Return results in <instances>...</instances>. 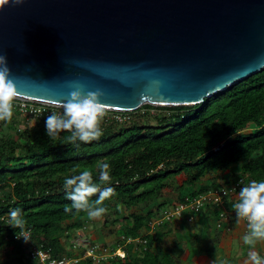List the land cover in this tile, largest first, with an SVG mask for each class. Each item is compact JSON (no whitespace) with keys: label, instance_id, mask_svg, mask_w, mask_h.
I'll use <instances>...</instances> for the list:
<instances>
[{"label":"trees","instance_id":"trees-1","mask_svg":"<svg viewBox=\"0 0 264 264\" xmlns=\"http://www.w3.org/2000/svg\"><path fill=\"white\" fill-rule=\"evenodd\" d=\"M13 113L10 122L0 121V264H17L12 252L20 260L35 263L34 248L48 251L52 258L72 255L70 240L78 229L86 228L88 217L75 210L65 213V205L71 202L66 199L64 179L86 169L96 178L98 165L105 162L110 164L112 178L108 186L116 195L104 204L103 226L119 220L122 239L112 243L111 249L120 245L126 255L98 264H178L170 252L159 256L152 250L177 218H164L148 233L151 219H158L165 205L173 207L185 196L238 179L241 186L264 179V67L199 104H143L134 111H107L101 123L103 135L90 143H66V133L51 141L45 129L47 116L40 115L28 125L18 110ZM178 175L184 178L174 189L171 181ZM182 188L190 190L184 193ZM236 199L224 197L223 207L204 206L194 214L204 215L207 207L213 217L214 235L208 238L212 247L218 246L223 232L237 225L231 210ZM15 208L27 221L32 241L17 239L18 229L7 226L8 213ZM222 212L228 230L216 226ZM136 214L144 234L132 221ZM137 237L144 243L136 242ZM24 244L27 248L20 249ZM77 264L97 263L82 257Z\"/></svg>","mask_w":264,"mask_h":264},{"label":"water","instance_id":"water-1","mask_svg":"<svg viewBox=\"0 0 264 264\" xmlns=\"http://www.w3.org/2000/svg\"><path fill=\"white\" fill-rule=\"evenodd\" d=\"M19 98L195 105L264 67V0H24L0 9Z\"/></svg>","mask_w":264,"mask_h":264},{"label":"clouds","instance_id":"clouds-1","mask_svg":"<svg viewBox=\"0 0 264 264\" xmlns=\"http://www.w3.org/2000/svg\"><path fill=\"white\" fill-rule=\"evenodd\" d=\"M23 2L24 0H0V9L10 3L19 5ZM19 95L7 58L0 54V121H11L14 101ZM102 95L99 90L85 93L81 85H73V90L68 93L66 101L59 105L62 112L52 111L45 120L49 140L56 141L61 133L67 134L64 139L70 144L77 141L90 143L99 140L103 135L101 123L108 111V106L101 102ZM111 179L110 164L107 162L98 165L96 178L93 172L87 169L65 177L63 187L66 199L71 202L70 205H65V213H71L73 210L84 212L89 219L105 214L107 212L105 202L116 195L115 189L108 186ZM224 195L227 196L228 192L225 191ZM231 210L235 213L237 222L243 220L246 224L247 230L242 236L244 245L254 249L257 243L264 241V179H253L243 184L238 191L237 199L231 203ZM26 224L27 221L19 208L8 213L7 226L18 229L15 236L17 239H23L25 243L32 241ZM116 248H120L124 253L122 257L116 256L124 259L125 250L120 245L114 249ZM248 259L250 264H264V255L256 251H251Z\"/></svg>","mask_w":264,"mask_h":264},{"label":"rangeland","instance_id":"rangeland-1","mask_svg":"<svg viewBox=\"0 0 264 264\" xmlns=\"http://www.w3.org/2000/svg\"><path fill=\"white\" fill-rule=\"evenodd\" d=\"M183 175L176 176L171 184L174 189L181 184L183 180ZM179 188V187H178ZM189 191V188L183 189ZM171 209V205H165L161 211H159V218L151 219L150 221V229L148 233H153L157 223L160 222V216L163 214V211H167ZM206 213L204 215L200 214L194 217L192 220H186L184 218L174 219L169 223L168 227L170 231L165 234L161 238V240L154 244L152 250L157 255H161L162 251L170 252L178 261V264H250L248 259L249 253L251 251L262 250V255H264V241H261L256 244L254 249H250L247 246H244V249L241 247V243H243L242 236L246 232V224L243 220L239 221L237 227H233V229H229L228 232H223L221 236V240L218 243L217 247H212L208 238L213 236L212 229L214 227L213 223L210 221L213 217L210 215L207 207L204 208ZM115 219V216L111 217ZM104 217L103 215L98 218L89 219L84 221L86 228H80L76 231V233H82L86 237L96 240L97 243L107 246L111 248V244L114 243L117 239H122L120 236L119 230L122 229L119 220L115 221L114 224H109L107 226H103ZM134 225L138 227L141 234L146 232L141 220H139L138 215H134L133 220ZM109 227H111L109 229ZM161 231L165 230V227L159 226ZM211 231L209 233V231ZM109 231V232H108ZM206 232L208 233L206 236ZM199 242L198 246H192L193 243L191 240ZM27 245L24 244L20 247V249H25ZM11 256L16 258L15 263L19 264H35L33 261H28L26 259L20 260L19 257H16L12 252ZM106 261V259L104 260Z\"/></svg>","mask_w":264,"mask_h":264},{"label":"built area","instance_id":"built-area-1","mask_svg":"<svg viewBox=\"0 0 264 264\" xmlns=\"http://www.w3.org/2000/svg\"><path fill=\"white\" fill-rule=\"evenodd\" d=\"M14 109L20 112V115L28 125L40 115L48 116L52 111L62 112V108L59 105H53L19 97L14 101ZM108 111L123 112L117 110ZM114 116L118 119L121 118V115L119 114H115ZM240 182L241 179H238L235 183L227 184L217 189H211L197 193L195 195L185 196L177 205L171 207V209L167 211L164 210L159 220L161 221L164 218L170 217L192 220L194 218V214L199 212V210H201L204 206L216 204L223 207L224 197L231 198L237 196L241 187ZM225 191L228 192L227 196L224 195ZM224 212L226 213L227 210ZM225 213H220L222 220L219 221L216 226L220 229L225 228L228 230L229 227L226 224L227 216ZM129 240V238L126 239V241ZM135 241L144 243V239L139 237L135 238ZM70 243L73 247L72 255H63L59 258H52L48 251L34 248L31 256L34 259L35 264H77L78 260L82 257H91L93 262L98 264L108 257H112L113 255L122 257L124 254L123 250L121 251L120 248L112 250L111 248L99 244L93 239H90L78 232L70 240Z\"/></svg>","mask_w":264,"mask_h":264},{"label":"crops","instance_id":"crops-1","mask_svg":"<svg viewBox=\"0 0 264 264\" xmlns=\"http://www.w3.org/2000/svg\"><path fill=\"white\" fill-rule=\"evenodd\" d=\"M210 223H213V220H211ZM235 223L239 224V222H237V220H236ZM235 227H237V226H235ZM208 231H209V230H208ZM211 231H212V233H213V235H214V227H213V229H212ZM211 231H209V233H210ZM207 234H208V233L206 232V236H207ZM243 245H244V243H241V246H242L241 248H242V249H244V246H245V245H244V246H243ZM257 252H258V251H257Z\"/></svg>","mask_w":264,"mask_h":264}]
</instances>
